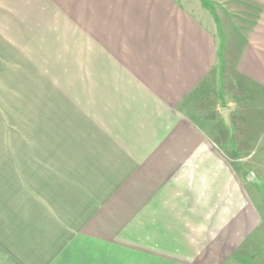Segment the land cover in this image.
Segmentation results:
<instances>
[{
    "label": "crops",
    "instance_id": "1",
    "mask_svg": "<svg viewBox=\"0 0 264 264\" xmlns=\"http://www.w3.org/2000/svg\"><path fill=\"white\" fill-rule=\"evenodd\" d=\"M0 264H264V0H0Z\"/></svg>",
    "mask_w": 264,
    "mask_h": 264
},
{
    "label": "water",
    "instance_id": "2",
    "mask_svg": "<svg viewBox=\"0 0 264 264\" xmlns=\"http://www.w3.org/2000/svg\"><path fill=\"white\" fill-rule=\"evenodd\" d=\"M225 116H226V118H227V113H226V111H225Z\"/></svg>",
    "mask_w": 264,
    "mask_h": 264
}]
</instances>
